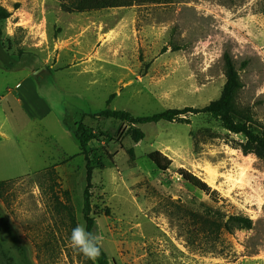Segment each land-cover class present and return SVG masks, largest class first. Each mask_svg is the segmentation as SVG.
Instances as JSON below:
<instances>
[{
    "label": "rangeland",
    "instance_id": "374dc122",
    "mask_svg": "<svg viewBox=\"0 0 264 264\" xmlns=\"http://www.w3.org/2000/svg\"><path fill=\"white\" fill-rule=\"evenodd\" d=\"M74 1L0 0L12 13L0 21V181L9 182L0 241L12 263H93L70 246L74 227L55 200L86 226V162L74 137L84 122L114 137L89 145L93 232L110 264H264V162L242 153L243 136L201 114L138 126L136 143L130 125L89 116L111 96V109L135 117L205 107L224 88L228 53L244 84L239 104L264 123V0L65 13L62 3ZM157 151L172 160L167 172L149 159ZM239 216L253 228L228 231Z\"/></svg>",
    "mask_w": 264,
    "mask_h": 264
},
{
    "label": "trees",
    "instance_id": "16d2710c",
    "mask_svg": "<svg viewBox=\"0 0 264 264\" xmlns=\"http://www.w3.org/2000/svg\"><path fill=\"white\" fill-rule=\"evenodd\" d=\"M167 1L168 0H76L74 2H64L61 7L65 13L80 14L113 8H128L136 5L163 4ZM11 16L12 13L0 2V21L8 20ZM223 61L226 83L220 97L210 102L205 107L170 109L150 116L135 117L129 112L111 109L109 106L114 98V96H111L107 102L106 109L89 116L95 119H113L130 125L128 133L131 135L134 142L139 143L144 140L145 134L138 126L157 124L160 122H173L175 120H185L182 119V116L208 114L219 120L222 126L230 133L244 137V143L240 144V149L245 156L254 155L259 160L264 162V123H260L256 120L250 108L242 107L239 104V96L244 88V84L240 77L236 61L228 53L224 55ZM257 129L259 132L256 131ZM74 137L79 144L81 154L84 156L86 162L87 186L83 197V216L86 222V228L88 231L93 232L95 218L92 215L93 207L91 190L93 187L92 179L95 166L90 156L89 145L92 142L99 141L101 139L114 140V137L107 132H96L94 129L88 127L84 122H80L78 124V127L74 132ZM129 155L131 159L135 158L133 149L129 151ZM149 159L162 172H167L172 165V160L158 151L151 153L149 155ZM103 166L104 165L101 162L98 163L99 168H103ZM50 174H53L52 170H50ZM178 174L185 182L190 184L195 189L216 198L217 191L212 190L206 182L195 174L185 169H180ZM8 184V181H0V188H3ZM65 196L69 199L68 191L65 192ZM55 200L56 207L67 212L73 227H75L77 222L74 214V208L70 205H62L60 198L57 196H55ZM226 228L228 231H232L233 228L249 230L253 228V221L249 218L241 216L231 217L230 222L226 225ZM0 251L4 264H13L12 260L3 250L1 241ZM95 264H110L108 255L103 248H101V255L95 261Z\"/></svg>",
    "mask_w": 264,
    "mask_h": 264
},
{
    "label": "clouds",
    "instance_id": "9594fccd",
    "mask_svg": "<svg viewBox=\"0 0 264 264\" xmlns=\"http://www.w3.org/2000/svg\"><path fill=\"white\" fill-rule=\"evenodd\" d=\"M103 237L96 232L88 231L85 225L77 224L71 231L70 246L89 260L95 261L101 255Z\"/></svg>",
    "mask_w": 264,
    "mask_h": 264
},
{
    "label": "built area",
    "instance_id": "2783aa9c",
    "mask_svg": "<svg viewBox=\"0 0 264 264\" xmlns=\"http://www.w3.org/2000/svg\"><path fill=\"white\" fill-rule=\"evenodd\" d=\"M17 92H18V90H16V91L14 92V94H17Z\"/></svg>",
    "mask_w": 264,
    "mask_h": 264
}]
</instances>
